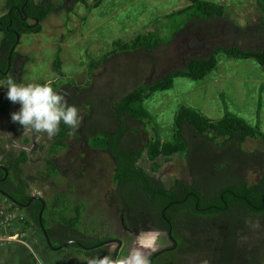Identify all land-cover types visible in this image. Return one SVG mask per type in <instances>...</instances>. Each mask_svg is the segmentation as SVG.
I'll return each instance as SVG.
<instances>
[{
	"label": "trees",
	"instance_id": "trees-1",
	"mask_svg": "<svg viewBox=\"0 0 264 264\" xmlns=\"http://www.w3.org/2000/svg\"><path fill=\"white\" fill-rule=\"evenodd\" d=\"M92 1L93 7L102 2ZM187 1L189 4L185 8L165 16L166 36L163 37L157 28L140 32L129 41L114 42L110 51L99 59L92 58L87 65L91 73L119 54L138 56L152 64L154 58L151 54L154 51L165 44H175L172 43L174 39L182 36L183 47H190L192 55L179 64L168 66L154 81L139 82L143 79L140 76L136 77L138 79L134 84L125 81L119 89L113 85L114 78L109 81L113 84L97 86L91 82L79 86L74 80L65 78L50 82L55 90L66 94L70 104L79 109L86 108L79 128L71 134L66 126L61 125V130L54 135L50 153L57 147H67L70 138L75 136L91 149L103 151L111 157L115 187L108 193L107 203L116 210L121 228L135 235L143 230L164 231L173 243L170 248L151 254L148 258L150 264H179L174 260L175 254L167 260H161V257L171 251L180 252L182 245L177 239L180 236L178 224L185 215L198 222L208 218L224 219L221 226L212 232L209 229L202 231L199 223L196 228L191 227L192 230L186 227L193 236L199 231L206 233L204 238L209 239L203 245L199 240L192 247L186 246L191 254L204 251L209 254L205 260L209 261L208 264H264V149L245 147L249 138L264 143V132L259 124L252 125L227 110L219 119L213 120L193 107L182 105L174 117L171 139L163 140L153 128V134L145 144L142 143L151 120L144 102L157 91L171 89L176 78L203 80L216 68L219 53L230 59H254L264 70V0H255L259 15L256 22L248 27L227 18L223 4L208 0ZM79 2L84 0H6L7 13L0 18V31H3L0 39V81L7 77L2 72H6L10 52L18 44L17 35L39 33L41 23L51 14H69ZM193 22L196 23L193 26L195 30L186 32ZM191 37L194 41L189 43ZM193 43L198 45V49L193 48ZM198 53L203 55L193 56ZM17 55L13 50L12 65ZM52 69L59 76L63 75L58 52L55 53ZM104 86L111 87L110 90L115 92L106 97L104 104L107 111L104 112L107 115L104 114V122L96 126L92 124L97 118L94 90L98 92ZM17 107L5 99L0 90V116L10 117L11 109ZM16 126L22 128L17 123ZM201 148L216 151L220 156L209 165V173L199 172L195 161ZM179 153L189 170L190 181L175 178L171 186H167L139 164L143 154L152 161L159 156L168 161ZM5 159L0 158V164L9 173L6 180L0 181V189L4 191L0 196L6 199L8 205L20 209L21 215L16 221L23 227L31 221L39 226V213L44 203L42 223L54 247L70 241L67 247L82 251L89 264H110L112 254L106 245L84 249L72 241L92 247L112 238H97L83 232L78 227V215L64 216L62 212L67 207L60 209L59 200L47 203L39 196L25 206L33 195L22 174V165L28 160L27 152L22 150L17 155L7 153ZM46 164L47 169L56 174V164L50 159ZM158 168L159 165L153 163L152 170L157 171ZM249 173L257 176L252 183L248 182ZM3 176L4 171L0 169V178ZM40 231L43 234L41 228ZM242 238L249 242L242 245ZM185 241L189 245L192 242L183 238L182 242Z\"/></svg>",
	"mask_w": 264,
	"mask_h": 264
},
{
	"label": "rangeland",
	"instance_id": "rangeland-1",
	"mask_svg": "<svg viewBox=\"0 0 264 264\" xmlns=\"http://www.w3.org/2000/svg\"><path fill=\"white\" fill-rule=\"evenodd\" d=\"M208 1L223 4L226 17L242 27L253 25L259 15L255 0ZM5 3L6 0H0V18L7 13ZM188 4L187 0H102L98 7H93L92 0L79 2L69 14H51L41 23L42 29L39 33L20 36L15 46L18 55L14 67L2 81L14 77L18 83H44L58 82L60 78H65L74 80L79 86L86 85L87 82L97 86L112 83L109 81L114 78L112 84L118 89L121 84L126 83L125 81L134 84L138 79L136 77L140 76H143V79L139 82H152L160 77L168 66L179 64L192 55L190 47H183L182 36L174 39L172 43L175 44H165L163 48L154 51L151 54L154 58L152 64L138 56L119 54L113 61H108L106 65L91 73L87 70V65L92 58L99 59L110 51L114 42L129 41L140 32L157 28L163 37L166 36L165 16L185 8ZM195 24L193 22L191 29L188 28L186 32L194 31ZM1 37L0 31V39ZM192 40L194 41L193 37L188 39V42L191 43ZM192 46L198 49L196 43ZM56 52L59 53L63 72L61 76L52 69ZM201 55L203 53L193 56ZM110 89L112 88L104 86L98 89L99 93L94 90L97 118L93 125L97 126V123L105 120L104 114L106 116L107 113L104 111L107 110L104 101L109 93L115 92ZM0 90L3 93L5 91ZM182 105L193 107L213 120L219 119L227 110L252 125L259 124L264 132V70L254 59H230L219 53L216 68L203 80L176 78L171 89L157 91L144 102L151 120L142 143L145 144L147 138L153 134V128H156L163 140L171 139L174 117ZM18 107L11 111L17 110ZM85 110V107H81V114H84ZM53 141L54 136L49 138L43 133L36 134L24 130L11 122L9 116H0V158L6 160L7 153L17 155L22 150L27 152L28 160L22 165V174L31 193L42 197L47 203L59 200L60 209L67 207L66 211L62 212L64 216L78 215V227L88 235L121 239L123 248L120 257L124 259L129 256L130 260L134 253H140L146 258L147 264H150L148 258L151 254L172 246L173 243L164 231L143 230L135 237L121 228L115 209L107 203V195L115 187L114 164L107 153L91 149L75 136L71 137L67 147H57L50 153ZM245 147L264 149V143L249 138ZM198 157L195 161L199 165V172L203 173H209V165L220 158L218 152L203 148L200 149ZM48 159L56 164V174L47 169ZM153 163L159 165L157 171L152 170ZM139 164L167 186H171L175 178L191 180L181 153L168 161L163 156L152 161L143 154ZM237 167L234 166L236 169ZM256 179L254 174H248L249 183ZM1 210L2 214L21 215L18 207L8 205L5 198L0 196ZM8 218L13 220L14 215ZM223 222V218L200 219L198 222L185 215L178 224L180 236L177 239L182 245L180 252L171 251L162 256L161 260H167L175 254L174 260L179 264H208L209 261L205 260L209 254L204 251L191 254L186 248L198 244L199 240L203 245L209 240L204 238L206 233L197 231L193 236L186 227L196 228L195 225L199 223L202 231L209 229L212 232ZM14 223L9 230L26 234L27 237L23 239L26 244L13 243L10 248L8 244L12 242L2 245L7 248L0 250V264H62L68 258H71L73 264H89L82 251L69 247L52 250L46 244L39 226L32 221L24 227L22 223H17L16 219ZM183 238L191 240V244L182 242ZM38 239L43 241L36 246L35 241ZM240 242L244 245L249 241L242 238ZM115 247V243L107 245L110 251ZM117 264H123L122 259Z\"/></svg>",
	"mask_w": 264,
	"mask_h": 264
},
{
	"label": "clouds",
	"instance_id": "clouds-1",
	"mask_svg": "<svg viewBox=\"0 0 264 264\" xmlns=\"http://www.w3.org/2000/svg\"><path fill=\"white\" fill-rule=\"evenodd\" d=\"M0 89L5 90V99L19 106L10 112V121L24 130L51 138L61 130V125L71 134L83 119L78 106L70 104L66 94L55 90L48 81L18 83L14 77H9L0 81ZM127 264H147V260L140 253H134Z\"/></svg>",
	"mask_w": 264,
	"mask_h": 264
},
{
	"label": "water",
	"instance_id": "water-1",
	"mask_svg": "<svg viewBox=\"0 0 264 264\" xmlns=\"http://www.w3.org/2000/svg\"><path fill=\"white\" fill-rule=\"evenodd\" d=\"M25 18H26V17H25ZM17 38H18V40H19L20 36L17 35ZM13 50H14V48H13V49L11 50V52H10L9 62H8V69L10 68V65H11V54H12V51H13ZM0 169H2V170L4 171L5 176H4L3 179H5V178L8 176V173H9V172H8V169H7L6 167H4L2 164H0ZM0 192H1V190H0ZM38 198H39V196H37L36 194H33L32 197H31V199L29 200L28 203L25 204V206H28L33 200L38 199ZM43 209H44V203H43V205H42V209H41V211H40V213H39V219H38V221H39V226H40V228H41V230H42V232H43V236H44V239H45V241H46V244H47L52 250H56V251L61 250V249H63L64 247H66L67 244H69L70 242H66V243L61 244L60 246H57V247H54V246L52 245V243H51V241H50V238L48 237V235H47V233H46V231H45V229H44V225H43V223H42V213H43ZM167 235H168V234H167ZM112 241H116V242H118L120 246L122 245V242H121L120 240H113V239L105 240V241H103V242L97 244L96 246H92V247H86V246L82 245L81 243H79V242H77V241H72V242H74V243H76V244H79V245L82 246L84 249H91V248H94V247H98V246H100V245H105V244L110 243V242H112ZM120 246H118V248H117V250H116V252H115V254H114L113 258H112L111 264H115V261H116V258H117V255H118V251H119Z\"/></svg>",
	"mask_w": 264,
	"mask_h": 264
},
{
	"label": "built area",
	"instance_id": "built-area-1",
	"mask_svg": "<svg viewBox=\"0 0 264 264\" xmlns=\"http://www.w3.org/2000/svg\"><path fill=\"white\" fill-rule=\"evenodd\" d=\"M2 211H0L1 213ZM14 215V219L13 220H9L8 216H12ZM18 214H3L0 217V245H6L9 242L12 241H19L22 242L23 239L26 237V234L22 235L18 232H12L11 230H9L11 228V226L14 223V220L18 218ZM18 223V222H17Z\"/></svg>",
	"mask_w": 264,
	"mask_h": 264
},
{
	"label": "flooded vegetation",
	"instance_id": "flooded-vegetation-1",
	"mask_svg": "<svg viewBox=\"0 0 264 264\" xmlns=\"http://www.w3.org/2000/svg\"><path fill=\"white\" fill-rule=\"evenodd\" d=\"M7 29L8 30H10L9 29V25L7 26ZM2 32V36H3V31H1ZM14 50H15V47H14ZM14 67V64L12 65H10V68L8 69V67H7V69H6V72H2V73H4V74H6V75H9L10 73H11V71H12V68ZM71 139V138H70ZM70 141V140H69ZM4 176H5V174H4ZM4 176L2 177V178H0V181H4V180H6V178L8 177H6L5 179H3L4 178ZM1 190V189H0ZM1 192H3L4 193V191H2L1 190ZM0 192V193H1ZM6 194V193H5ZM6 200V199H5ZM45 206V205H44ZM6 210H8V208L6 209ZM2 212H3V210H1ZM115 212H116V210H115ZM1 215H0V217L3 215L2 213H0ZM18 214H20V213H18ZM119 220H120V218H119ZM120 222V221H119ZM123 229V228H122ZM124 231H125V229H123ZM126 232V231H125ZM129 234H131V236H135V234L133 233V232H129ZM136 237V236H135ZM113 240H121V239H119V238H112ZM122 241V240H121ZM67 242H70V241H67ZM64 243H66V242H64ZM63 243V244H64ZM111 243H115V245H116V247H115V249L113 250V251H110V250H108L111 254H112V256H111V260H110V264H111V261H112V258H113V256H114V254H115V252H116V250H117V248H118V246H120L119 245V243L118 242H116V241H112V242H110V243H107V244H105L106 245V247H107V245H109V244H111ZM68 245V244H67ZM133 245V244H132ZM173 245V244H172ZM123 246V242H122V245L120 246V248H119V251H118V255H117V258H116V261H115V264H117L118 263V261L120 260V259H122V261H123V264H127V261H129V256L128 257H126L125 259L123 258V257H120V253H121V251H122V247ZM55 247H57V246H55ZM67 247V246H66ZM171 247V246H170ZM170 247H165V248H170ZM165 248H162V249H165ZM162 249H160V250H162ZM160 250H158V251H160ZM157 252V251H156ZM120 257V258H119Z\"/></svg>",
	"mask_w": 264,
	"mask_h": 264
},
{
	"label": "crops",
	"instance_id": "crops-1",
	"mask_svg": "<svg viewBox=\"0 0 264 264\" xmlns=\"http://www.w3.org/2000/svg\"><path fill=\"white\" fill-rule=\"evenodd\" d=\"M237 115V114H236ZM40 228V227H39ZM154 234V233H153ZM43 235V234H42ZM27 237V236H26ZM44 237V236H43ZM41 241H43L42 239H38V240H36L35 241V244H36V246L37 245H40L41 243H39V242H41ZM13 243H21V242H13L12 241V243H10V244H8V248H10V246H11V244H13ZM22 244H26V242L23 240L22 241ZM5 248H7V247H3V246H0V250H4ZM62 264H73V262H72V260H71V258H68L64 263H62Z\"/></svg>",
	"mask_w": 264,
	"mask_h": 264
}]
</instances>
